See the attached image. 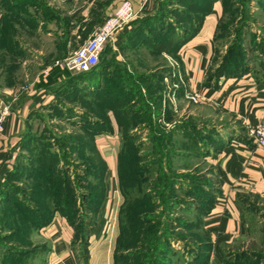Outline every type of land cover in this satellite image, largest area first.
<instances>
[{"label":"crops","instance_id":"obj_1","mask_svg":"<svg viewBox=\"0 0 264 264\" xmlns=\"http://www.w3.org/2000/svg\"><path fill=\"white\" fill-rule=\"evenodd\" d=\"M120 1L45 0L39 7L26 3L15 9L22 22L6 20V25L0 11V102L9 111L0 133V189L17 162H29L31 151L21 145L24 136L32 132L35 115L39 114L43 121L47 113L56 110L64 112L61 119L82 114L79 111L93 116L91 111H84L87 109L82 101L94 103L102 99L107 101V107L92 120H102L109 130L91 139L94 153L104 163V194L97 208H88L84 199L82 213L73 223L52 209L44 224L25 229L23 235L16 230L14 240L8 244H13L20 261L28 264H80L77 254L82 234L76 230L80 225L89 253L85 264L107 263L105 247L93 243L109 231L114 250L120 227L133 218L123 212L125 201L117 174L120 143L115 114L122 111L117 104L125 95L120 93L111 99L108 94L117 89L125 92L123 83L130 70L146 71L161 62L157 73L165 74V83H160V89L165 88L168 94L155 93L150 103L168 106V120H164V112L159 118L166 130L173 131L171 139L178 140L175 137L183 131L194 155L203 160L211 158L215 171L212 187L206 186L202 193L210 206L196 216L201 236L196 240L197 252L192 258H183L181 264H264V155L246 133L248 126L264 121V47L259 54L248 57L240 72L205 83L222 15L221 0L210 1L209 11L193 31H187L170 65L164 62L165 52L156 56L149 49H136L130 34L137 25L135 21L152 15L159 0H130L137 16L111 38L94 69L72 73L56 66L92 34ZM260 37L264 38V34ZM188 93L198 94L199 103L190 104L185 99ZM48 122L59 123L52 119ZM22 178L9 183L20 189L30 183ZM16 197L32 205L28 197ZM6 203L0 196V208ZM8 255L0 250V258ZM166 264L174 263L167 259Z\"/></svg>","mask_w":264,"mask_h":264},{"label":"rangeland","instance_id":"obj_2","mask_svg":"<svg viewBox=\"0 0 264 264\" xmlns=\"http://www.w3.org/2000/svg\"><path fill=\"white\" fill-rule=\"evenodd\" d=\"M122 1L124 0L120 2ZM28 2L29 5L34 4L35 7H39L45 0H28ZM203 2L204 0H179L176 3L166 4V1L159 0L150 15L156 16L157 19L149 26L154 29H159L161 26L162 29L157 30V34L149 38L145 37L148 31L144 26L142 32H145L142 35L138 32L136 33L138 35L133 36V46L140 50L155 51L156 56H159L160 51L168 46L173 50L177 45V33L195 21L197 8H202ZM223 4V15L214 37L211 70L226 66L228 62L243 67L248 57L254 56L255 52L259 54L264 47V38L260 37L264 34V8L262 7L264 2L223 0ZM260 4L262 5L259 6ZM258 7L261 8L259 13H257ZM14 19L18 20V18ZM173 56L172 51V55L165 56L164 62L169 65L174 64ZM161 65L162 63L158 62V66L146 68V71L141 72L130 70L123 83L125 92L118 89L113 91V96H118L120 93L125 95L124 100L117 104L122 110L118 117L121 182L127 178L128 174L131 177L130 169L134 165L135 171L143 182L138 190L135 185L131 187L130 194L132 196L146 194L152 206L147 217L152 226L150 241L130 251L138 257L136 264H166L167 259L172 260L174 264H181L183 258L189 259L195 256L198 249L196 240L201 238L196 216L206 206V199L202 194L206 190L205 187L208 185L212 187L214 183L213 160L211 158L203 160L202 157L194 155L190 140L183 131H181L182 135L175 137L178 140H172L169 134L173 131L166 130L168 128L159 118L164 112V120H168V106L165 103H150L155 93L168 94L165 88L160 89V83H165V74L161 76L162 74L157 73ZM82 104L97 109L98 112L103 110L97 101L94 103L82 101ZM84 111L88 113L89 109ZM63 114V111H51L44 116V121L39 114L35 115L32 118L31 133L34 143H37L36 151L39 153L40 149L48 150L56 157L59 168L66 169L63 173H66L69 179L74 193L75 209L79 210L77 215H80L84 205V194H87L88 188L84 183L89 176L82 172L84 164L81 157L80 159L73 157L72 150L67 147L74 143L73 137L81 136L80 131L83 127L81 124L91 121L94 115L86 114L87 118H82L81 114L70 118H65L67 117L65 115L61 119L62 117L59 116ZM48 119L58 120L59 123H50ZM180 149L182 153H177L176 151ZM36 155L34 152L31 157ZM24 163L21 164L24 166ZM31 183L33 180L20 186V189L18 187L12 189L11 185L9 189L15 195L19 194L22 198H27L26 192L31 187ZM11 201H14L12 196H10ZM10 202L1 206L4 215L10 216L14 212V205ZM13 228L0 226V250L9 254L8 258H0V264H28L26 261H20L19 254H15L16 247L8 244L12 242ZM6 232L8 234H5ZM84 237L85 235H83V241H79L77 254L80 264H85L89 255L85 248ZM110 240L108 231L93 243L97 247H105L106 264H111L113 259V246Z\"/></svg>","mask_w":264,"mask_h":264},{"label":"trees","instance_id":"obj_3","mask_svg":"<svg viewBox=\"0 0 264 264\" xmlns=\"http://www.w3.org/2000/svg\"><path fill=\"white\" fill-rule=\"evenodd\" d=\"M168 3H176L179 0H164ZM211 0H204V6L202 8H197V14L195 15V21L191 23L189 26H185L179 33H177V45L173 50L171 47H167L160 52H165L166 54L172 55L175 53L177 46L179 43L183 41V37L187 33V31H193L197 25L199 24V20L203 17L208 11ZM29 4L28 0H0V11L3 13V25L7 24V21H15L22 22V18L19 16L18 11H15L16 8L23 6L25 4ZM222 4V15L224 11L223 0H221ZM221 15V17H222ZM156 16H149L148 18H143V20H136V27L130 33L132 37L138 35L136 33L140 32L139 35H142L145 31L142 32L143 27L147 28V34L145 37H152V35H156L157 30H161V26L159 29L152 28L151 23L154 22L157 18ZM14 18H18L15 20ZM221 19V18H220ZM219 19V21H220ZM7 20V21H6ZM104 20V19H103ZM102 20V21H103ZM100 21V23L102 22ZM218 21V22H219ZM99 23V24H100ZM98 24V25H99ZM220 22L218 23L219 26ZM216 28V31L218 29ZM150 27V29H149ZM216 34V32H215ZM215 37V35H214ZM215 40V38H214ZM155 52V51H152ZM157 53V52H155ZM159 53V52H158ZM241 67L235 66L232 63L228 62L226 66H219L216 69H208L205 83L209 82L215 78L228 76L230 74H236V72H240ZM111 95V99L113 96V90L108 94ZM98 104L104 110L107 107V104L102 99L97 100ZM86 109L92 112L94 116L98 114L97 109H93L90 106L86 105ZM103 110L101 112H103ZM61 112V111H60ZM121 112H117L115 114L116 123L118 124L119 114ZM82 118L86 116L81 114ZM62 117V116H59ZM87 118V117H86ZM80 134L81 136H75L72 138V145H69L67 148L72 150V154H74L75 158L81 157V161L84 164L83 173L88 175L89 178L84 183L87 188V194H84V198L86 201V205L88 208L92 210L96 209L99 202L102 200L104 191H103V171H104V163L96 155L93 151V144L91 139L93 136L99 133L107 134L109 132L107 125L99 121H86V124H81ZM119 127V124H118ZM26 136V137H25ZM22 141L21 147L31 151L30 158L28 163L21 164L22 162H17L14 166V172L8 174L7 181L2 183L0 189L1 200H5V202H10V196L13 198L14 212L7 216L3 214V207L0 208V226L6 227H14L11 231L13 235H15V231L18 230L22 235L26 231L25 229L29 227H38L41 224H44L46 216L50 214V211L54 209L58 211L61 215L66 217L69 223H73L77 217L78 209H75L74 205V193L71 190L70 182L64 168H59L56 163V157L50 153L48 150L40 149L39 153L36 151L37 143H34L33 134L25 135ZM36 145V146H35ZM38 148V147H37ZM32 149V150H29ZM35 152L36 156L31 157V155ZM119 153V151H118ZM84 154L89 155L86 157ZM119 155L117 154V174H118V185L119 191L121 192L122 197L124 198V208L123 212L129 216L133 215L131 221L125 220L123 224H127L120 227V236L119 243H116L115 249L113 250V264H136L137 255L132 254L128 249L136 248L137 246L146 245L150 240V235H152V226L149 223L148 216L151 212V205L149 198L145 195L135 194L132 196L130 193V188L134 185L138 190L143 180L140 178V175L135 171V166L131 167V177L130 174L127 175V178H124V181L121 182V174L119 170ZM95 163V165L93 164ZM18 164V165H17ZM129 172V171H128ZM23 177V178H22ZM28 179L33 180L31 183V187L28 191V199L32 202V205H27L20 199L16 197L14 192L9 189L11 185L9 182L13 179ZM91 179V180H90ZM89 181V182H88ZM12 187V185H11ZM12 189H14L12 187ZM138 192V191H137ZM140 193V191H139ZM10 202V203H11ZM207 204V205H206ZM205 208L210 206V203H206ZM204 208V209H205ZM2 212V214H1ZM147 213V215H142ZM147 218V219H146ZM79 224V223H78ZM77 233H81L79 240L83 239V231L82 227H76ZM151 230V231H150ZM154 233V232H153ZM21 235V234H20ZM14 240V236L12 238ZM8 253V252H6Z\"/></svg>","mask_w":264,"mask_h":264},{"label":"built area","instance_id":"obj_4","mask_svg":"<svg viewBox=\"0 0 264 264\" xmlns=\"http://www.w3.org/2000/svg\"><path fill=\"white\" fill-rule=\"evenodd\" d=\"M137 16L129 0L120 2L108 17H106L92 34L83 41L71 54L61 58L56 66L62 67L72 73H86L94 69L99 61V55L104 47L110 43L111 38L125 30L128 23ZM185 99L195 105L199 103L198 94H186ZM9 111L6 104L0 102V133L3 129L2 123L8 116ZM246 133L260 154L264 155V121L248 126Z\"/></svg>","mask_w":264,"mask_h":264}]
</instances>
